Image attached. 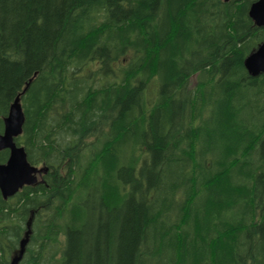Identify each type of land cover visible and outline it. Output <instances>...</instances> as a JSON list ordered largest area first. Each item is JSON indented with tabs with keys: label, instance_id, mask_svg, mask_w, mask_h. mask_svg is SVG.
Returning a JSON list of instances; mask_svg holds the SVG:
<instances>
[{
	"label": "trees",
	"instance_id": "trees-1",
	"mask_svg": "<svg viewBox=\"0 0 264 264\" xmlns=\"http://www.w3.org/2000/svg\"><path fill=\"white\" fill-rule=\"evenodd\" d=\"M254 1L0 0V131L33 77L15 139L48 167L0 191V264L30 219L20 264H264Z\"/></svg>",
	"mask_w": 264,
	"mask_h": 264
},
{
	"label": "water",
	"instance_id": "water-1",
	"mask_svg": "<svg viewBox=\"0 0 264 264\" xmlns=\"http://www.w3.org/2000/svg\"><path fill=\"white\" fill-rule=\"evenodd\" d=\"M249 16L257 26H264V0H256L251 4ZM244 65L251 76L264 75V41L245 58ZM32 80L33 77L27 82L22 92L15 97L8 115L4 118V129L0 131V150L9 149L10 151L7 161L0 162V191L4 199L14 196L26 185L38 183L39 175L48 171V167L32 164L28 160L25 147L19 145L15 139L23 132L26 118L21 98ZM31 222L30 219L27 223V230L19 242L18 250L13 254L9 264L21 263L32 233Z\"/></svg>",
	"mask_w": 264,
	"mask_h": 264
},
{
	"label": "rangeland",
	"instance_id": "rangeland-1",
	"mask_svg": "<svg viewBox=\"0 0 264 264\" xmlns=\"http://www.w3.org/2000/svg\"><path fill=\"white\" fill-rule=\"evenodd\" d=\"M195 82H196V76H193V77L191 78V84L194 85ZM41 179H42V175H39V180H41Z\"/></svg>",
	"mask_w": 264,
	"mask_h": 264
}]
</instances>
